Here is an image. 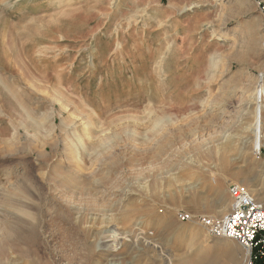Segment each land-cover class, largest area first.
Wrapping results in <instances>:
<instances>
[{"label": "rangeland", "instance_id": "rangeland-1", "mask_svg": "<svg viewBox=\"0 0 264 264\" xmlns=\"http://www.w3.org/2000/svg\"><path fill=\"white\" fill-rule=\"evenodd\" d=\"M263 122L264 0H0V264H247L177 214L264 205Z\"/></svg>", "mask_w": 264, "mask_h": 264}, {"label": "built area", "instance_id": "built-area-1", "mask_svg": "<svg viewBox=\"0 0 264 264\" xmlns=\"http://www.w3.org/2000/svg\"><path fill=\"white\" fill-rule=\"evenodd\" d=\"M256 156L264 160V122L263 136ZM231 206L229 214L221 220L195 218L188 212H179L177 219L184 222L199 223L208 235L214 238L231 239L248 252L247 264H255L264 257V205L260 204L250 192L241 185L229 189Z\"/></svg>", "mask_w": 264, "mask_h": 264}, {"label": "bare ground", "instance_id": "bare-ground-1", "mask_svg": "<svg viewBox=\"0 0 264 264\" xmlns=\"http://www.w3.org/2000/svg\"><path fill=\"white\" fill-rule=\"evenodd\" d=\"M258 88V89H257ZM256 89V93L253 94L252 97L249 98L248 104H253V105H257L259 107L262 108V104H261V97L262 96V87L259 85V87H257ZM233 91V90H232ZM239 92V91H238ZM247 104V103H246ZM258 109V108H257ZM256 109V110H257ZM259 110V109H258ZM256 113V112H255ZM259 113V112H258ZM257 113V115H259ZM259 117V116H258ZM258 119V118H257ZM256 119V120H257ZM161 122V121H160ZM159 122V123H160ZM255 123V122H254ZM259 123V122H258ZM257 123V124H258ZM36 125V124H35ZM34 125V126H35ZM37 126V125H36ZM257 126V125H256ZM260 126V125H259ZM255 127V126H254ZM36 128V127H35ZM40 130H41V125H40ZM37 127V129H39ZM37 131V130H36ZM39 131V130H38ZM83 147V146H82ZM258 149V148H256ZM257 152V151H256ZM257 154V153H255ZM258 160V159H257ZM257 162V161H256ZM239 186V185H238ZM260 197L262 198V200L264 201V189L260 190ZM231 198V197H230ZM220 241L218 244L213 246V250L216 254H223V253H229V252H239L241 254L244 255L245 260L248 259V252L245 251L243 248L241 249L240 247H238L237 245L233 244L230 240L231 239H224ZM113 245V244H112Z\"/></svg>", "mask_w": 264, "mask_h": 264}, {"label": "trees", "instance_id": "trees-1", "mask_svg": "<svg viewBox=\"0 0 264 264\" xmlns=\"http://www.w3.org/2000/svg\"><path fill=\"white\" fill-rule=\"evenodd\" d=\"M261 260H263V258ZM261 260L255 262V264H264V262H260Z\"/></svg>", "mask_w": 264, "mask_h": 264}, {"label": "crops", "instance_id": "crops-1", "mask_svg": "<svg viewBox=\"0 0 264 264\" xmlns=\"http://www.w3.org/2000/svg\"><path fill=\"white\" fill-rule=\"evenodd\" d=\"M220 240V239H219ZM221 241V240H220ZM223 254H227V253H223ZM221 255V254H220Z\"/></svg>", "mask_w": 264, "mask_h": 264}]
</instances>
